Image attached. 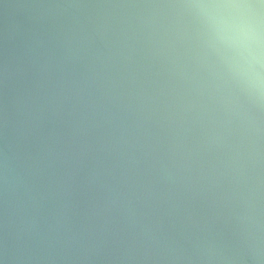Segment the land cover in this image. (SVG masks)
I'll return each mask as SVG.
<instances>
[{"label":"water","instance_id":"95a60500","mask_svg":"<svg viewBox=\"0 0 264 264\" xmlns=\"http://www.w3.org/2000/svg\"><path fill=\"white\" fill-rule=\"evenodd\" d=\"M0 264H264V0H0Z\"/></svg>","mask_w":264,"mask_h":264},{"label":"clouds","instance_id":"9594fccd","mask_svg":"<svg viewBox=\"0 0 264 264\" xmlns=\"http://www.w3.org/2000/svg\"><path fill=\"white\" fill-rule=\"evenodd\" d=\"M237 7H250L248 5H237ZM226 28L234 38L242 39L250 49V63L258 78V67L260 64L261 34L258 20L251 16H237L226 23Z\"/></svg>","mask_w":264,"mask_h":264}]
</instances>
